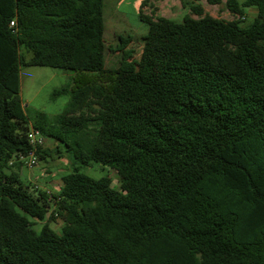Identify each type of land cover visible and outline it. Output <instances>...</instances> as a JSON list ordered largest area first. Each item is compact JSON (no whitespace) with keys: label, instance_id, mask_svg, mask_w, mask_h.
I'll return each mask as SVG.
<instances>
[{"label":"trees","instance_id":"1","mask_svg":"<svg viewBox=\"0 0 264 264\" xmlns=\"http://www.w3.org/2000/svg\"><path fill=\"white\" fill-rule=\"evenodd\" d=\"M151 1L125 70L106 67L105 0H0V264H264V0H206L232 20L181 0V21ZM33 65L82 72L55 117L25 111ZM31 126L70 160L58 191L21 176Z\"/></svg>","mask_w":264,"mask_h":264},{"label":"rangeland","instance_id":"2","mask_svg":"<svg viewBox=\"0 0 264 264\" xmlns=\"http://www.w3.org/2000/svg\"><path fill=\"white\" fill-rule=\"evenodd\" d=\"M121 3L120 12L128 16L125 18L124 26L118 32L119 37L129 40L128 46L120 45L121 42L115 39L113 17L108 16L109 12ZM206 13L226 20L237 18V15L231 13L225 2L218 5H211L206 0L202 2ZM150 8H146L148 15L164 16L181 21L190 11V6H182L180 0H154L149 4ZM155 8V13L152 8ZM139 10V9H138ZM257 10L250 9L246 14L245 21H251L256 15ZM194 17L198 15L193 14ZM105 19V39L107 43L106 67L119 68L125 70H134L138 67L142 47L144 43L143 37L148 33L149 25L143 21L135 9L133 0H105L104 9ZM122 46V47H121ZM82 74L80 71H73L65 68H57L50 66H23L21 68V98L25 106L26 113L32 117L37 111H43L50 117L63 112L70 99V88L73 78ZM110 77V76H109ZM66 87V91H55ZM58 142L50 137H45L43 149L48 152L46 158L41 159L38 155L37 165L29 167L26 161L22 160L20 173L23 179L33 185H38L43 189L58 191L59 184L62 183V175L71 170V163L67 156H60L57 152ZM84 172L93 177H101L108 175L115 187L121 182L120 175L108 166L93 164L85 167ZM51 209L47 212L45 221L36 220L35 228L38 230L48 220ZM64 224L62 217H56L51 221V226L59 231Z\"/></svg>","mask_w":264,"mask_h":264},{"label":"built area","instance_id":"3","mask_svg":"<svg viewBox=\"0 0 264 264\" xmlns=\"http://www.w3.org/2000/svg\"><path fill=\"white\" fill-rule=\"evenodd\" d=\"M28 138L30 144L33 147V150H31L28 155L26 156L22 155L20 158L21 160L26 161L27 166L34 167L37 165L38 162V154L36 152V149L38 147L44 146L45 136L42 134V132L39 129L31 126L28 133Z\"/></svg>","mask_w":264,"mask_h":264},{"label":"crops","instance_id":"4","mask_svg":"<svg viewBox=\"0 0 264 264\" xmlns=\"http://www.w3.org/2000/svg\"><path fill=\"white\" fill-rule=\"evenodd\" d=\"M143 0H133V2H134V4H135V9H137V13H138V16H139V11H140V8H141V2H142ZM154 0H152V2H153ZM181 1V0H180ZM120 6H121V3L117 6V8L116 7H113V9L109 12V14H108V16H110V17H113V19H114V21H113V26H114V37H115V39L116 40H119L120 39V37L119 36H117L118 35V32L117 31H120L121 29H122V27L124 26V19L125 18H128V16L127 15H125V14H122L121 12H120ZM146 8H150V6L149 5H147V6H145L144 7V12L146 13V14H148L147 13V11H146ZM139 9V10H138ZM250 9H255V8H250ZM256 10V9H255ZM59 187H61V184H59Z\"/></svg>","mask_w":264,"mask_h":264}]
</instances>
